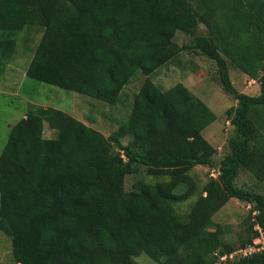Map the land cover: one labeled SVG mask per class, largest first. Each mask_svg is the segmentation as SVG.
<instances>
[{
    "label": "trees",
    "instance_id": "trees-1",
    "mask_svg": "<svg viewBox=\"0 0 264 264\" xmlns=\"http://www.w3.org/2000/svg\"><path fill=\"white\" fill-rule=\"evenodd\" d=\"M36 24L42 35L27 77L110 104L137 72L144 79L109 136L54 107L32 106L10 126L0 152V231L14 261L138 264L144 253L158 264H216L222 255L220 264H264V247L229 258L235 244L213 221L234 197L257 212L240 248L258 238L255 224L264 235V194L235 183L241 169L264 180L254 121L264 109V0H0L1 57L15 50L17 32ZM177 31L202 37L194 50L215 63L236 100L226 110L229 153L219 158L202 134L214 112L183 83L162 89L150 78L182 49ZM230 64L257 78L258 95L235 89ZM45 124L55 136L43 135ZM196 165L216 177L183 214L176 204L195 194L188 171ZM142 168L159 180L126 190L125 177Z\"/></svg>",
    "mask_w": 264,
    "mask_h": 264
},
{
    "label": "rangeland",
    "instance_id": "rangeland-1",
    "mask_svg": "<svg viewBox=\"0 0 264 264\" xmlns=\"http://www.w3.org/2000/svg\"><path fill=\"white\" fill-rule=\"evenodd\" d=\"M41 35L42 27L37 24L26 26L15 35L17 43L10 56L2 58L0 53V152L7 140L10 126L25 116L32 106L60 109L86 125L101 131L105 136H109L117 131L119 125L127 118L133 97L144 79V76L137 72L124 86L119 100L110 104L29 78L26 76L25 70ZM174 41L181 45L182 49L175 58L156 69L150 78L162 89H167L177 82L183 83L214 112L216 119L204 128L202 134L216 148L215 157L224 156L229 153L228 138L234 130L233 125L226 117V110L234 106L236 100L222 89L215 63L207 57L197 54V50H194L193 45L196 42L203 43L200 35L190 37L177 31ZM260 73L263 72L260 71ZM229 75L238 92L252 96L260 93L257 78L247 76L232 64L229 67ZM249 79H254L256 82L249 84ZM254 121L260 130L256 144L262 147L264 146V109L260 110L256 116L254 115ZM55 134L56 132L45 124L43 135L50 138ZM124 135V133L117 134L121 141L126 143L128 139ZM115 149L117 150V148ZM188 175L193 179L196 189L191 198L176 204L178 211L183 214L189 210L207 180L216 177V172H213L208 166L196 165L188 171ZM155 180H159V178L156 179L145 174V170L142 168L139 173L125 177V189L135 188L139 182L150 188ZM235 183L246 190L264 194V180L258 179L246 169L240 170ZM184 189L185 185H180L176 190L183 191ZM250 209V204L232 197L213 216V221L223 226L226 240L235 244V251L241 247L239 246V236L247 237L249 233L246 228L255 221L254 215L257 212L251 213ZM252 244L261 248L264 246L262 232L258 234V238L253 240ZM237 256L239 255L235 254L234 258ZM135 260L138 264H158L157 261L144 253L135 257ZM221 261L217 259L216 264H220ZM0 264H18L14 261L11 253L10 237L1 231Z\"/></svg>",
    "mask_w": 264,
    "mask_h": 264
},
{
    "label": "built area",
    "instance_id": "built-area-1",
    "mask_svg": "<svg viewBox=\"0 0 264 264\" xmlns=\"http://www.w3.org/2000/svg\"><path fill=\"white\" fill-rule=\"evenodd\" d=\"M251 82H256V80H254V79H249V80H248V83L251 84ZM212 171L215 172L214 170H212ZM255 229L258 230L259 233L262 232L259 226H256ZM262 235H263V234H262ZM263 247H264V246H263ZM263 247H262V248H263ZM262 248L259 247V246H257V245H255V244H251V245H248V246H246V247L240 248V249H238V250H236V251H233L232 253H230V254L228 255V257L231 258V257H233L235 254H238L239 256L245 257V256H248L249 254H251L252 252H254V251H258V250H260V249H262ZM239 252H240V254H239ZM225 258H226V255H222V256H220V259H221V260H223V259H225Z\"/></svg>",
    "mask_w": 264,
    "mask_h": 264
}]
</instances>
